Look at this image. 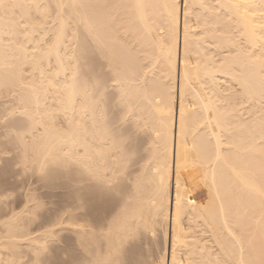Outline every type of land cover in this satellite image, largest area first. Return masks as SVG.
I'll return each mask as SVG.
<instances>
[{
  "label": "bare ground",
  "instance_id": "1",
  "mask_svg": "<svg viewBox=\"0 0 264 264\" xmlns=\"http://www.w3.org/2000/svg\"><path fill=\"white\" fill-rule=\"evenodd\" d=\"M0 102L64 180L42 231L33 193L0 217V264L264 260V0H0Z\"/></svg>",
  "mask_w": 264,
  "mask_h": 264
},
{
  "label": "rangeland",
  "instance_id": "2",
  "mask_svg": "<svg viewBox=\"0 0 264 264\" xmlns=\"http://www.w3.org/2000/svg\"><path fill=\"white\" fill-rule=\"evenodd\" d=\"M1 101H4V99ZM6 105L8 106L9 104ZM6 105H0V114L5 113L7 108ZM118 125V123L113 122V127ZM10 142L11 139L5 142L0 138V151L2 152L5 148V144H7V148L13 153L12 155H0V201H2L0 202V217L1 219H4V216H8V212L13 213V211H11L12 209L15 210L14 213H17L18 211L21 212V209H24V203L27 201L25 200V196L29 193H33V195H35L33 200L38 201L37 203L35 202L39 205L38 210L34 213L33 221H24L25 224L23 223V225L28 224L27 226L29 228L27 226L23 227H27L29 230L31 229L30 231H33L32 233H34L36 230H43L45 225L47 226L49 223L57 219L58 209L60 208L59 201L61 199L62 181L64 180L61 179L62 175L58 171H54L52 173L53 175L51 174L46 178H42L39 176L37 177L31 172V170L28 171L24 169L20 166V163H18L19 154L16 151L17 149L14 148V142ZM196 194L201 198L205 197V191L203 188H199L196 191ZM4 212L6 215L3 214ZM59 248V242H57L53 248L51 247L48 257H46V264H56L60 255ZM20 252H22L21 254L23 255L22 260L28 262L27 259H30L29 262L31 261L30 253L23 248ZM24 255L26 256V260L24 259Z\"/></svg>",
  "mask_w": 264,
  "mask_h": 264
},
{
  "label": "snow or ice",
  "instance_id": "3",
  "mask_svg": "<svg viewBox=\"0 0 264 264\" xmlns=\"http://www.w3.org/2000/svg\"><path fill=\"white\" fill-rule=\"evenodd\" d=\"M37 7H39L37 5ZM58 8H64L66 5L58 4ZM59 15V13H57ZM115 82V81H114ZM28 116L26 110H9L5 113L0 114V138L3 141H8L9 139L15 138L18 141H24L27 136V125H28ZM10 149L7 148V144H5V148L0 155H12ZM43 171V169H42ZM110 191V189H109ZM32 196L29 193V200L31 201ZM25 208L28 207V204H25ZM180 208V198L177 197V210ZM45 231H48L45 229ZM59 264H104L103 261H84V260H64L59 262ZM261 264H264V260L261 261Z\"/></svg>",
  "mask_w": 264,
  "mask_h": 264
}]
</instances>
